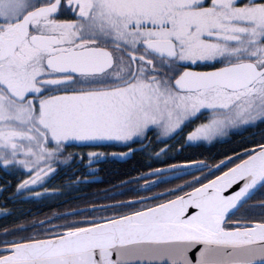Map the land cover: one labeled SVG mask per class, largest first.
Listing matches in <instances>:
<instances>
[{
  "label": "snow or ice",
  "instance_id": "snow-or-ice-1",
  "mask_svg": "<svg viewBox=\"0 0 264 264\" xmlns=\"http://www.w3.org/2000/svg\"><path fill=\"white\" fill-rule=\"evenodd\" d=\"M260 124L264 0H0V168L24 177L17 193L62 194L45 184L78 142L128 149L88 152L91 165L135 153L150 132L164 147L149 158L164 166L121 184L183 181L4 227L0 264H264V201L258 219L237 217L264 190V131L205 159L185 155Z\"/></svg>",
  "mask_w": 264,
  "mask_h": 264
},
{
  "label": "trees",
  "instance_id": "trees-1",
  "mask_svg": "<svg viewBox=\"0 0 264 264\" xmlns=\"http://www.w3.org/2000/svg\"><path fill=\"white\" fill-rule=\"evenodd\" d=\"M198 69L206 70L207 68ZM259 128L260 125L258 126V128H253L250 131H256ZM260 133L261 131L255 132V139H259ZM242 139H245V137H242ZM241 140H239V137L234 136L231 137V140L227 138L225 145L219 147L213 146L212 148H206L204 146H193L192 148L186 150L185 155L191 156L194 159H205L213 154L224 152L227 148L234 145L235 143H238ZM81 149L86 151V148H78L75 146L68 147L65 155H67L68 153L78 152ZM141 154L143 155V157L140 158V156H138L133 160V162H119L115 163L114 165H112V163H107L108 165H110V167H107V172H104V178H100L98 181L77 183L72 186H69L68 182L70 180H74L76 176H79L82 173V164L80 163V161L83 162L84 158L79 156V159L74 158V160H69L65 163H61L58 165L54 164L53 166L58 167V174L54 178H51L50 181L45 184V187L59 188L61 189L62 194L57 193L55 195H49L47 197L39 198L29 195V222L33 220L44 219L46 216H51L53 212H64L71 208H81L86 207L92 203L98 204L101 201L110 202L114 200L118 196L116 195L117 189L119 187L125 186V184L122 185L121 182H127L131 180L127 176L129 172H136L141 169L146 170L149 167L154 166L152 164H162L155 158L150 159L149 153ZM81 158H83V160H81ZM161 159H166V157H161ZM210 162L212 161L210 160ZM185 177V180H191L189 176L187 178ZM141 181L143 180L141 179L134 182L137 183ZM173 181L176 182L180 180ZM33 190L42 191L39 186H34ZM106 196L110 198L105 199ZM262 201H264V190H258L252 196V198L248 200L244 208H242L241 211L237 213V217L241 215H247L258 219L261 214V209L259 207H253V205H259Z\"/></svg>",
  "mask_w": 264,
  "mask_h": 264
},
{
  "label": "flooded vegetation",
  "instance_id": "flooded-vegetation-1",
  "mask_svg": "<svg viewBox=\"0 0 264 264\" xmlns=\"http://www.w3.org/2000/svg\"><path fill=\"white\" fill-rule=\"evenodd\" d=\"M209 70V69H206ZM207 113L205 112L200 119H194L191 123L187 125L184 132L182 133L183 137L187 136V133L193 131L201 122L204 121ZM258 128V127H255ZM253 128H248L247 130H234L228 137L222 138L221 142H215L213 144H208L207 142H196L198 146H204L206 148L213 147V146H223L226 143V139L228 138L231 140V137H239V140L242 137L250 138L253 136L255 132L264 130L263 124H260V128L256 131H250ZM149 140H143L142 142L139 140L136 143H132L130 146L132 148L141 147V146H148L146 151L137 150L135 153H132L130 157H127L125 160H118L116 157L114 158L113 155H108L106 157H100L98 160L94 159V164L86 166L85 164L88 163L87 160V153L88 152H106V153H120V152H127V147L123 145L121 142L115 141H104V142H87V143H77L75 147L78 148H86L85 150H79L78 152H74L77 154L75 158L79 159L80 157L84 158V161H80L82 173L79 175L80 177L88 176L89 179L99 180L100 178H104V172H107V167H110L107 163H125V162H133L135 158L138 156L143 157L141 153H151L153 150L158 151L159 148L164 147L163 143H159L156 141V136L154 133L150 132ZM169 144L175 143L173 140L168 141ZM94 144H99L100 146H94ZM73 147V146H71ZM83 153V154H82ZM145 154V155H146ZM82 155V156H81ZM82 160V159H81ZM176 162L174 160L169 161V163ZM210 162V161H209ZM211 163V162H210ZM151 168H158L163 167V164H152ZM56 167V166H53ZM58 168V167H57ZM112 168V166H111ZM150 167L146 170H139V171H132L128 173V177L133 180V178L138 177L142 172H148ZM199 175V173H195ZM218 174V173H217ZM186 176L185 178H187ZM24 178L21 177L19 173L9 174L8 172L4 171L0 168V229L4 227L12 228L17 224L20 223H28L29 222V194L25 191L21 195L20 193L16 192V185L19 182V179ZM149 179H154V177H148ZM191 179L192 177L189 176ZM183 183L182 180L180 181H171L170 183L161 184L157 187H153L151 191H147L143 188L144 181L141 182H133L131 184L125 183V186L119 187L117 192H123V195H118L114 200L110 202H100L99 204H110L117 200H128L134 196H150L152 193H161L164 192L166 189L175 187L176 184ZM129 189H136V191H129ZM190 189H185V191H189ZM110 192V191H109ZM182 193H176L174 195H180ZM174 195L172 196H164L161 199H173ZM160 202L152 201L151 203ZM139 205H137V208ZM130 209H122V212L129 211ZM107 214V213H106ZM53 223H63V221L53 220ZM21 235H29L31 232L20 233ZM4 237L0 236V239ZM11 238V237H8Z\"/></svg>",
  "mask_w": 264,
  "mask_h": 264
},
{
  "label": "water",
  "instance_id": "water-1",
  "mask_svg": "<svg viewBox=\"0 0 264 264\" xmlns=\"http://www.w3.org/2000/svg\"><path fill=\"white\" fill-rule=\"evenodd\" d=\"M196 70V69H195ZM198 71H205V70H198ZM142 147V146H141ZM141 147H136V148H133V149H136V150H138V149H141ZM131 154L132 153H129V155L128 156H126V157H121V156H114V157H116L118 160H125V159H127V157H130L131 156ZM95 162H93V163H91V164H94ZM89 164L88 163H86V166H88ZM190 191V190H189ZM258 190H256L253 194H252V196L257 192ZM183 194V193H182ZM196 251H198V249H194L193 250V252L192 253H190V255H192V257H193V259L195 258V253H196Z\"/></svg>",
  "mask_w": 264,
  "mask_h": 264
},
{
  "label": "rangeland",
  "instance_id": "rangeland-1",
  "mask_svg": "<svg viewBox=\"0 0 264 264\" xmlns=\"http://www.w3.org/2000/svg\"><path fill=\"white\" fill-rule=\"evenodd\" d=\"M106 214V213H105Z\"/></svg>",
  "mask_w": 264,
  "mask_h": 264
}]
</instances>
